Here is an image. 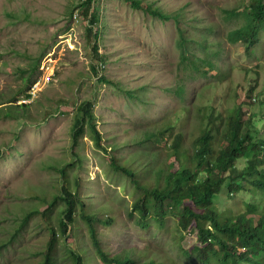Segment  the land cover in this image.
Returning <instances> with one entry per match:
<instances>
[{
	"label": "rangeland",
	"instance_id": "rangeland-1",
	"mask_svg": "<svg viewBox=\"0 0 264 264\" xmlns=\"http://www.w3.org/2000/svg\"><path fill=\"white\" fill-rule=\"evenodd\" d=\"M137 1L138 7L128 0H97L94 4L99 14V53L105 56L99 65L100 79L90 69L93 49L82 13L85 0H0V236L7 239L14 224L21 223L30 209L26 203L34 205L31 211H39L31 214L19 236L11 242L4 240L9 245L0 254V264H13L22 247L42 249L46 244V227L49 221L58 224L63 204L46 208L62 183L60 172L66 165L65 183L80 202L75 206L67 244L73 243L83 253L86 264L103 263L93 254L81 212L95 217L93 225L101 247L112 255H154L170 264H186L182 249L190 248L196 238L186 236L179 248L176 240L181 232L174 216L166 218L163 226L154 221L150 229H140L137 215L130 217L127 209L131 210L141 190L111 162H120L148 185L162 183L153 175L159 173L157 162L140 153L149 149L147 141L153 150L165 151L170 132L158 138L156 131L168 121L174 123L170 131L183 130L185 145H190L199 134L204 104L215 101L223 114L233 104L234 98L208 85L217 76H190L184 65L179 66V28L207 36L212 51L217 48L216 41H221L216 56L220 67L212 73L225 69L231 74L228 81L239 85L238 99L244 98L246 80L250 83L256 77L240 67L261 68L255 92L264 89V34L249 50L242 42L231 43L226 37L241 18L227 19L225 10L242 11L250 0ZM37 60L38 68L32 72L31 65ZM30 73L33 82L27 84ZM178 85L184 86L183 95L175 93ZM127 91L138 95L130 96ZM231 91L225 88L227 94ZM87 100L94 104L92 113L102 149L93 144L86 128L72 147L76 108ZM181 103L190 110L184 116L180 108L173 115ZM260 136L263 138L264 132ZM26 188L36 195L32 197ZM39 196L44 197L41 202ZM222 197L217 210L238 214L246 207L242 196L229 198L223 191ZM260 202L264 205V199ZM42 211L46 218L40 215ZM110 217L111 222L103 221ZM58 248L55 264H70L69 256L60 258L62 240ZM261 261L264 264V258ZM191 264L201 263L193 260Z\"/></svg>",
	"mask_w": 264,
	"mask_h": 264
},
{
	"label": "trees",
	"instance_id": "trees-1",
	"mask_svg": "<svg viewBox=\"0 0 264 264\" xmlns=\"http://www.w3.org/2000/svg\"><path fill=\"white\" fill-rule=\"evenodd\" d=\"M85 1L82 13L85 15L86 34L93 49V62L90 69L93 74L102 79L99 65L104 63L105 56L99 53L97 42L99 14L94 6L97 0ZM128 1L137 7L140 3L137 0ZM225 13L227 19L241 18V22L230 29L226 35L229 42H242L249 50L260 41L264 34V0H250L242 11L232 8L225 10ZM179 34L176 41L180 55L179 66L184 65L190 76L196 74L204 77L217 76V79L208 85L220 88L223 94L228 98H234V101L226 107V115L216 109L215 101L212 104H204V114L202 119H199V134L191 140L190 145H185L186 137L183 130L170 131L174 128V123L168 121L165 126L156 131L159 134L158 138L170 132V141L168 145H165V151L153 150L154 146L147 141L149 149L142 150L140 153L157 162L156 169H159V173L153 175L158 180H163L162 183L148 185L146 181L137 179L134 171L121 166L120 162H111L125 175L132 177L134 186L141 190L140 195L132 202L131 210L127 209L128 214L130 217L137 215L136 222L142 230L150 229L154 221H158L163 226L165 219L169 216L177 217L181 232L176 240L179 248H183L186 236L196 238V242L190 246L191 250L182 249V254L186 252V264H191L193 260H198L201 264H263L261 260L264 258V205L260 201L264 199V159L261 155L264 154V137L261 138L260 135L264 132V91L259 89L255 92V81L262 76V70L256 67H240L245 74L254 72L256 77L250 83L246 80L242 88L244 98L238 99L239 85L236 87L228 81H231V74L225 69L222 72L212 73L213 69L220 67L216 56L220 54L221 41H216L217 48L212 51L213 44L207 36L199 33L189 34L180 28ZM38 65L39 60L34 61L31 71L34 72ZM32 82L33 75L30 73L27 84ZM226 87L232 89L231 93L225 92ZM202 88L205 90L207 87ZM259 92L260 95H257ZM127 93L130 96L138 95L136 91H127ZM175 93L183 95L184 86L178 85ZM221 103H223L222 100L218 104ZM93 106V102L87 100L76 108L77 114L71 128L72 147L77 143V138L84 133L83 128H86L93 144L97 148H103L100 144L101 134L96 129L95 117L92 113ZM187 107V104L181 103L179 108L173 111V115L181 108L185 116L190 110L186 109ZM66 167L67 165L61 169L62 183L52 193V200L46 208L50 209L57 202L63 204L58 224L54 226L49 221L50 225L46 227L49 238L42 249L32 248V246L22 247L13 264H55L61 240L64 248H61L60 258L68 259L69 256L70 264H86L83 253L81 255L77 248L73 247V243L67 244V233L73 224L75 206L80 202L76 192L65 183ZM156 169L153 167V170ZM25 190L32 197L36 195L27 188ZM223 191L229 198L236 195L244 197L246 207L238 214L226 212L225 209L217 210L216 204L223 198ZM39 199L41 202L44 197L39 196L38 201ZM26 205L30 209L22 216L21 223L14 224L16 226L7 239L0 236V254L8 249L5 247L9 244L4 240L11 242L13 238L19 236L27 220L39 213V211H31L34 205L30 202ZM45 214L42 211L40 215L46 218ZM258 214L259 218H256ZM80 216L86 219L94 246L93 254L101 263L170 264L166 258L160 259L162 257L154 255L142 254L137 258L129 253L120 256L112 255L101 247L97 229L93 225L95 217L91 213L83 212ZM5 218V216L1 217L2 220ZM112 220L113 218L110 217L103 221L109 223ZM171 220L175 221L174 218Z\"/></svg>",
	"mask_w": 264,
	"mask_h": 264
},
{
	"label": "clouds",
	"instance_id": "clouds-1",
	"mask_svg": "<svg viewBox=\"0 0 264 264\" xmlns=\"http://www.w3.org/2000/svg\"><path fill=\"white\" fill-rule=\"evenodd\" d=\"M263 74V72H262ZM264 91V89L262 88V92ZM261 137V136H260ZM188 250H191V248H188ZM184 256L186 255V252L183 254ZM198 261V260H197Z\"/></svg>",
	"mask_w": 264,
	"mask_h": 264
}]
</instances>
